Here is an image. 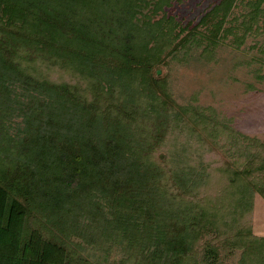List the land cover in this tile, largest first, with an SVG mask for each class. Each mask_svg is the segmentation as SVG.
I'll return each instance as SVG.
<instances>
[{
    "label": "trees",
    "instance_id": "1",
    "mask_svg": "<svg viewBox=\"0 0 264 264\" xmlns=\"http://www.w3.org/2000/svg\"><path fill=\"white\" fill-rule=\"evenodd\" d=\"M184 1L0 0V264H264V143L164 72L264 33V0Z\"/></svg>",
    "mask_w": 264,
    "mask_h": 264
},
{
    "label": "rangeland",
    "instance_id": "2",
    "mask_svg": "<svg viewBox=\"0 0 264 264\" xmlns=\"http://www.w3.org/2000/svg\"><path fill=\"white\" fill-rule=\"evenodd\" d=\"M215 1L185 0L176 12L185 20L194 19ZM197 54L188 63L172 61L164 70L176 101L212 108L235 129L264 143V33L248 37L239 49L218 48L211 62L200 61ZM57 169L58 163L47 168L50 181L59 173ZM77 219L82 226L89 222L82 208ZM252 231L264 237V200L258 195L254 197ZM238 259L239 253H235L223 264H237Z\"/></svg>",
    "mask_w": 264,
    "mask_h": 264
}]
</instances>
